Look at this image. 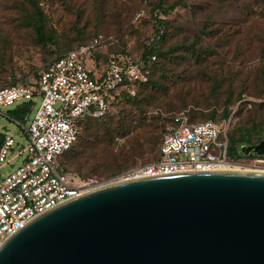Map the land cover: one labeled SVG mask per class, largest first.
I'll return each instance as SVG.
<instances>
[{
    "label": "rangeland",
    "instance_id": "rangeland-1",
    "mask_svg": "<svg viewBox=\"0 0 264 264\" xmlns=\"http://www.w3.org/2000/svg\"><path fill=\"white\" fill-rule=\"evenodd\" d=\"M33 1L45 15L46 41L40 40L31 21L34 15L31 0H0V87L37 80L51 59L98 34L118 38L119 47L130 43L142 49L153 41L155 15L160 14L167 21V35L160 51L180 46L182 37L188 36L187 43H197L202 57L200 61L188 57L175 66L176 74L181 76L178 83H168L156 106L150 107L145 116H157L164 122L175 112H185L197 122L209 119L208 112L216 111V118H220L228 110V117L233 119L231 132L257 127L260 135H264V0ZM181 30V40H176L173 36ZM154 76L159 78L160 71ZM193 96L201 101L208 98L207 107L181 105L184 101L191 103ZM226 100L231 103L226 105ZM134 108L125 98L97 123L102 124L111 116L118 119L130 109L136 114ZM10 109L0 106V132L25 143L21 126L8 118ZM161 132L162 128L158 130ZM84 135L85 127L80 139ZM132 136H115L110 146L96 140L94 160L81 168L71 165L70 152L64 162L83 176L104 182L117 180L158 157L156 149L131 164H124L119 153ZM239 167L264 171V162L243 160Z\"/></svg>",
    "mask_w": 264,
    "mask_h": 264
},
{
    "label": "water",
    "instance_id": "water-1",
    "mask_svg": "<svg viewBox=\"0 0 264 264\" xmlns=\"http://www.w3.org/2000/svg\"><path fill=\"white\" fill-rule=\"evenodd\" d=\"M242 152L264 156V139ZM0 264H264V172L104 184L27 223L0 247Z\"/></svg>",
    "mask_w": 264,
    "mask_h": 264
},
{
    "label": "built area",
    "instance_id": "built-area-1",
    "mask_svg": "<svg viewBox=\"0 0 264 264\" xmlns=\"http://www.w3.org/2000/svg\"><path fill=\"white\" fill-rule=\"evenodd\" d=\"M109 40L100 36L68 51L49 62L37 80L0 87V106L33 103L26 122L8 115L21 126L25 143L7 135L0 146V247L31 220L108 182L63 169L60 157L77 142L86 118L103 117L118 93L135 94L149 80L146 61L132 51L105 59ZM232 126V116L190 122L179 114L165 126L158 158L121 177L239 167L241 161L228 153ZM253 160L264 162V156Z\"/></svg>",
    "mask_w": 264,
    "mask_h": 264
},
{
    "label": "trees",
    "instance_id": "trees-1",
    "mask_svg": "<svg viewBox=\"0 0 264 264\" xmlns=\"http://www.w3.org/2000/svg\"><path fill=\"white\" fill-rule=\"evenodd\" d=\"M31 2L34 4V15L31 21L37 31L40 40L46 41L44 12L37 3H35L33 0H31ZM171 7L173 8L174 5ZM155 18L156 28L154 30L153 41L150 44L144 46L142 49H138L130 43L124 45L123 47H119L118 38H115L113 35L98 34L92 37L91 39L80 42L77 46L63 52L60 55H57L55 58L49 61L51 62L57 58H60L68 51L89 44L94 38L102 36L105 39H110L107 42L108 53L103 55L105 59H107L111 54L114 53L132 51L133 53L137 54L143 60L146 61L147 69L150 71L149 80L145 83L140 84L135 94L128 93L126 90L121 91L120 93H118L117 99L113 104L114 109L116 106H118L121 100L126 98L128 102L134 105V110L136 111V114H133V111L131 109L130 111L126 110V112L128 113L124 114L122 117L115 119L113 116H111L109 120L102 124L97 123V120L100 121L106 118L107 115L113 109L109 113L105 114L103 117L86 118L83 123V128L85 127L86 135L82 136L80 139V136L83 131L82 128L81 134L77 142L60 157V163L63 169L74 171L73 169L69 168L64 162V157L67 153L70 152L71 165L81 168L83 165L89 164L94 160L95 150L97 148L96 140L100 141V143L98 144H105L107 146H110L115 136L127 137L128 135L133 134L132 138H129L127 140L126 144L119 153L123 157V163L126 165L131 164L135 161V159H138L139 157H142L145 154H150L156 149H158L159 156V149L163 138V131L165 129V126L167 125V123L173 120L175 116L182 113L186 114L185 112H175L171 114L166 120H164V122H161L160 118L157 116L150 118L145 116V113L150 107L156 106L157 102L160 99V94L162 90L166 89V85L170 82L178 83L177 78L181 76H178L176 74L177 69L175 66L180 65L183 61L182 59L186 61L188 57H196L197 60L200 61L202 57V50H199L197 48V43H191V45L187 43L189 41V38L188 36L182 37V30L175 33L173 37L176 40H181L180 38L182 37L183 43L181 42L182 44H180V46L174 45V47L170 48L168 52H161L160 50L162 44L167 35V21L166 18H162L160 14H156ZM158 56L162 57V61L158 62ZM153 57L155 58L153 59ZM155 68H158L157 70L160 71L159 78H155V76L153 77V74L157 72V70L155 71ZM207 100L208 98L204 99V101H201L196 96H193V101L191 103H187L186 101H184L183 103H181V105L187 107L190 104H196L200 107H202L201 105L207 107ZM229 103H231V100H228V102L226 100V105H228ZM173 107L174 106H170L169 108L172 109ZM32 108V102H25L15 108L10 109V114L8 115L10 116V118L15 119L17 121L26 122L27 117L31 113ZM228 115L229 111L224 110L221 117L216 118V111H211L206 114L209 119L202 121H219L223 118H227ZM193 116L194 118H196V115ZM188 118L190 122H196L193 121L189 116ZM161 128L162 132L160 134L158 133V130H160ZM231 131L232 127L229 131L228 149L229 157L232 160L243 161L260 158V156L256 154L251 153L249 155H245L242 152L243 145L256 144L262 139H264V135H260V129H258L257 127H251L240 128L238 131ZM5 138L6 136L2 132H0V146L5 141ZM79 139L80 142L78 143Z\"/></svg>",
    "mask_w": 264,
    "mask_h": 264
},
{
    "label": "bare ground",
    "instance_id": "bare-ground-1",
    "mask_svg": "<svg viewBox=\"0 0 264 264\" xmlns=\"http://www.w3.org/2000/svg\"><path fill=\"white\" fill-rule=\"evenodd\" d=\"M223 168H225V169H222V170H240V167H238V166H234V167H223ZM259 172H264V171H259ZM122 178L123 177H119V179L116 178L117 180L114 179V180H112L110 182H107V183H114V182H118V181H122V180H127L126 178H123V179Z\"/></svg>",
    "mask_w": 264,
    "mask_h": 264
}]
</instances>
